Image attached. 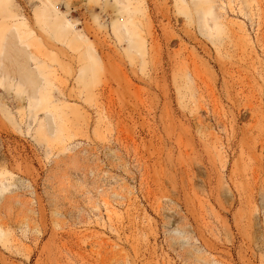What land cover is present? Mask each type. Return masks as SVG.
<instances>
[{
	"label": "rangeland",
	"instance_id": "1",
	"mask_svg": "<svg viewBox=\"0 0 264 264\" xmlns=\"http://www.w3.org/2000/svg\"><path fill=\"white\" fill-rule=\"evenodd\" d=\"M43 1L0 21V264H264V0L134 1L139 49L106 0H52L57 41Z\"/></svg>",
	"mask_w": 264,
	"mask_h": 264
},
{
	"label": "bare ground",
	"instance_id": "2",
	"mask_svg": "<svg viewBox=\"0 0 264 264\" xmlns=\"http://www.w3.org/2000/svg\"><path fill=\"white\" fill-rule=\"evenodd\" d=\"M134 1L137 0H106V9L107 7H117V16L112 17L113 19V29L114 32L121 38L124 34L129 35L130 37V43L132 48L139 49V47H142L143 44L137 43L134 41V36L138 33L139 37L142 36L141 28L138 30L137 33L133 30L130 24L135 23V15L139 11V7L134 4ZM120 5V6H119ZM55 3L52 0L43 1L41 8H39V11H37L36 15L38 16L39 20L44 24V26L47 28V31L51 36L56 39L57 41H69L72 38L76 39H83V34L75 33L74 32V24L71 23V20L67 18L66 16L61 15L58 13L57 10H55ZM200 11H202L204 14H209L211 12V7L209 6L208 1H202L200 3V6L198 8ZM108 13L109 10H108ZM19 14H14L13 10L10 7L9 0H0V21L5 20L7 21L10 18H16ZM11 29L15 31V34H17L18 39L20 42L24 43L25 38L23 37L24 30L23 25L24 21L22 20H16L13 23H9ZM2 27H0V56L3 53V38L1 37V31ZM3 32V31H2ZM75 35V36H74ZM26 43V42H25ZM91 58H94L92 54ZM93 61V60H92ZM95 64V63H94ZM92 66L91 64H89ZM1 69V64H0ZM2 70V69H1ZM8 73V72H6ZM22 78L19 80V84L21 86H25L24 88H20L19 91H27V84H32L33 86L36 84L30 71L28 69L23 68L22 69ZM8 78L5 75V79ZM0 83H3V79L0 78ZM35 95L31 98V101L34 99L36 105L39 103L40 98L37 97V94L41 92V86L35 85Z\"/></svg>",
	"mask_w": 264,
	"mask_h": 264
}]
</instances>
